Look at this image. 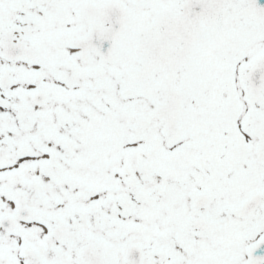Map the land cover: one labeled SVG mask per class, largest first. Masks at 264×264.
Masks as SVG:
<instances>
[{
    "label": "snow or ice",
    "instance_id": "1",
    "mask_svg": "<svg viewBox=\"0 0 264 264\" xmlns=\"http://www.w3.org/2000/svg\"><path fill=\"white\" fill-rule=\"evenodd\" d=\"M0 264H264V0H0Z\"/></svg>",
    "mask_w": 264,
    "mask_h": 264
}]
</instances>
